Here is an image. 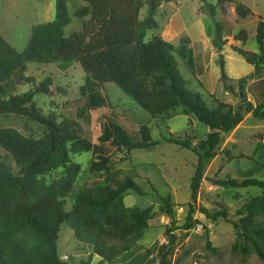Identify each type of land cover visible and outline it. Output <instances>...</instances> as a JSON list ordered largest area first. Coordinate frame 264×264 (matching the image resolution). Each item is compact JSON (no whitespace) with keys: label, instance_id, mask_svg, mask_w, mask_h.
<instances>
[{"label":"trees","instance_id":"trees-1","mask_svg":"<svg viewBox=\"0 0 264 264\" xmlns=\"http://www.w3.org/2000/svg\"><path fill=\"white\" fill-rule=\"evenodd\" d=\"M78 1L83 6L76 17L86 21L81 30L70 37L65 36V28L71 22L68 0H56L55 20L34 26L23 52H18L0 34V264H74L70 258L62 260L59 255L58 242L65 223L79 243L93 250L88 261L80 264H91L94 256H98L101 263H114L138 247L135 238L150 228L149 223L154 218L152 206L131 209L125 204V195L130 192L145 194L132 178L116 182L115 187L81 190L69 214L61 200L73 191L82 171L71 155L96 149L85 138L80 121L89 119L93 110L111 106L103 90L105 84H116L153 117L181 107L209 129L207 138L192 149L191 145L174 137L154 141L147 126L138 131L130 129L128 123L132 118L125 111L114 110L101 118L100 142H109L128 156L134 150H150L161 144L192 149L198 157L191 181L194 204L204 180V160L217 156L222 135L238 128L246 115L264 120V78H260L264 71V21L258 26L260 53L235 50L254 67L250 76L237 81V87L231 84L234 81L227 74L221 55V82L228 93L238 98V104L217 101L210 106L201 94L187 88L173 44L160 37L146 40L148 32L159 29L156 16L162 4L170 0ZM199 1L201 12L212 19L217 17L218 9L226 13L228 5L234 6L242 19L253 14L238 0H216V4L210 0ZM144 9L147 11L142 18ZM215 28L212 44L221 54L226 44L224 28L219 22H215ZM237 39L245 43L246 33L241 32ZM181 52L185 54L184 47ZM74 62L86 73L81 88L85 104L78 109L77 118H64L59 122L56 114L46 115L35 106L38 95L50 92L52 81L49 78L29 92L19 94L25 84L35 82L33 78L15 81L17 74L27 71L28 64H58L65 71ZM225 152L234 159L229 151ZM108 164V159L93 161L90 171H107ZM61 168L67 172L60 183L47 184L41 180L42 176ZM212 182L226 189L256 187L263 191L239 211L242 218L234 223L237 237L232 249L243 257L254 253L264 263V179L239 180L226 176ZM149 184L161 213L173 217L175 204L171 197L161 196ZM196 211L191 205L185 229L193 228ZM202 211L209 217L204 209ZM220 217L226 218L227 213L222 211L213 216ZM175 230L173 221L166 228L168 244L158 253L160 264H178ZM211 244L208 241L207 247L214 251Z\"/></svg>","mask_w":264,"mask_h":264},{"label":"rangeland","instance_id":"rangeland-1","mask_svg":"<svg viewBox=\"0 0 264 264\" xmlns=\"http://www.w3.org/2000/svg\"><path fill=\"white\" fill-rule=\"evenodd\" d=\"M170 1L162 4L156 16L159 29L148 32L146 40L160 37L173 44L174 56L187 88L193 93L201 94L210 106H214L217 101L236 106L238 98L228 93L221 82V55L227 74L234 81L232 85L237 87L239 79L254 72V67L235 50L240 48L260 53L257 34L259 23L264 21V0H238L253 12L247 19L238 16L232 5L227 6L226 13L218 9L217 17L212 19L201 12L199 0ZM210 2L216 4V0ZM82 6L83 3L78 0H68L71 22L65 28L66 37L79 32L86 21L76 17ZM146 11L147 9L142 11V18ZM55 18L56 0H0V34L18 52H23L27 47L34 26ZM215 22L221 23L224 28L223 38L226 44L221 54L212 44L216 32ZM241 32L246 33L245 43L237 39ZM182 47L185 48V54L181 52ZM27 67L25 73L17 74L15 81L33 78L35 82L25 84L19 94L29 92L49 78L52 81L50 92L38 95L35 106L46 115L56 114L59 122L64 118H77L78 109L85 104L81 88L85 83L86 73L81 65L74 62L65 71L58 64L30 63ZM260 78H264V71ZM103 90L109 97L111 106L93 110L89 119L80 121L85 138L96 149L71 155L82 171L73 191L61 198L65 204V212L69 214L73 210L76 195L81 190L97 186L115 187L116 182L132 178L145 194L130 192L125 195L126 206L131 209L152 206L154 212L150 228L135 238L139 244L137 259L145 258L147 264H160L159 250L168 244L166 228L174 221L177 227L174 233L178 237L175 261L178 264H264L254 253L243 257L232 249L237 237L234 223L242 218L239 211L246 202L262 195L263 191L256 187L226 189L212 182L226 176L239 180L264 179V120L255 119L251 114L246 115L238 128L222 135L223 141L217 150V156L204 160V180L197 203L194 204L191 181L198 165V157L192 149L207 138L209 129L194 115L187 114L184 108H176L153 117L125 95L116 84H105ZM114 110L125 111L132 118V122H127L130 129L138 131L147 126L154 141L174 137L191 145L192 149L161 144L150 150H134L128 156L124 150H117L109 142L103 144L100 142L103 135L101 118ZM225 151H229L234 159L229 158ZM101 158L109 160L108 170L91 172L92 162H101ZM66 172V169L61 168L42 176L41 180L47 184L60 183ZM149 183L161 196L171 197L175 204L173 217L161 213L160 204L155 202ZM191 205L197 209L193 215L195 224L192 229L187 230L184 227ZM203 209L209 217L203 214ZM222 211L227 213L226 218H213ZM208 241H211L214 251L208 249ZM58 247L61 259L70 258L74 264L88 261L93 251L90 246L78 242L67 223L61 227ZM91 264L110 263H101V259L94 256Z\"/></svg>","mask_w":264,"mask_h":264},{"label":"crops","instance_id":"crops-1","mask_svg":"<svg viewBox=\"0 0 264 264\" xmlns=\"http://www.w3.org/2000/svg\"><path fill=\"white\" fill-rule=\"evenodd\" d=\"M240 2V1H239ZM242 3V2H240ZM243 4V3H242ZM245 5V4H244ZM16 17V16H14ZM31 24L29 25L28 28H30ZM4 34V33H3ZM6 35V34H5ZM31 35H32V30H31ZM10 38V37H9ZM31 39V38H30ZM30 42V41H29ZM29 44V43H28ZM28 46V45H27ZM26 49V48H25ZM139 254V247L134 248L132 251L126 253L123 255L121 258H119L116 262L110 263V264H147L146 259H137L136 255Z\"/></svg>","mask_w":264,"mask_h":264}]
</instances>
